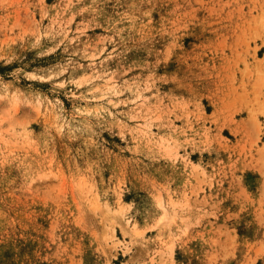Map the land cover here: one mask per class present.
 <instances>
[{
    "label": "rangeland",
    "instance_id": "1",
    "mask_svg": "<svg viewBox=\"0 0 264 264\" xmlns=\"http://www.w3.org/2000/svg\"><path fill=\"white\" fill-rule=\"evenodd\" d=\"M0 264H264V0H0Z\"/></svg>",
    "mask_w": 264,
    "mask_h": 264
}]
</instances>
